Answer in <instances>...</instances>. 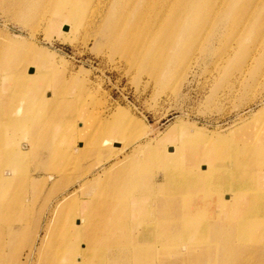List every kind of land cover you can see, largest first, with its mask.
I'll list each match as a JSON object with an SVG mask.
<instances>
[{
	"label": "bare ground",
	"instance_id": "bare-ground-1",
	"mask_svg": "<svg viewBox=\"0 0 264 264\" xmlns=\"http://www.w3.org/2000/svg\"><path fill=\"white\" fill-rule=\"evenodd\" d=\"M0 10L21 22L34 16L70 31L88 19L100 27L107 42L119 44L130 62L155 79L167 70V56L191 58L195 50L219 43L222 46L214 50L220 48V58L229 62L235 47L250 36L252 43L243 52L240 47L236 66L241 72L255 60L263 68L264 0H0ZM20 51L14 43H0V264H63L70 249L78 254V264H86L97 250L109 255V264H264V122L256 124L259 118H251L209 137L215 146L186 148L184 165L176 158L167 163L162 178H147L157 198L142 189L150 163L135 159L137 147L128 166L77 179L78 189L90 191L82 199L62 187L53 172H64V159L87 153L85 144L76 145L72 139L91 132L84 126L76 132L69 119H53L54 94L35 60ZM123 119L119 108L96 139L92 135L90 140L104 148L103 159L111 141L121 145L117 126ZM118 152H124L122 145ZM110 175L107 187L119 189L121 204L117 199L102 201L96 194L102 185L106 189ZM48 185L46 232L36 247L37 237L28 238L25 222L29 202L34 205L35 194ZM156 202L158 218L153 211ZM126 203L125 209L117 208ZM74 204L82 210L72 213ZM69 217L80 220L72 226L74 231L64 228ZM155 224L166 241L159 247L157 263L149 241ZM137 225L145 227L149 239L135 241L138 235L130 231ZM82 227L88 230L83 257L77 245ZM29 240L21 263L19 250Z\"/></svg>",
	"mask_w": 264,
	"mask_h": 264
},
{
	"label": "rangeland",
	"instance_id": "rangeland-1",
	"mask_svg": "<svg viewBox=\"0 0 264 264\" xmlns=\"http://www.w3.org/2000/svg\"><path fill=\"white\" fill-rule=\"evenodd\" d=\"M36 18L33 16L25 23L0 10V43H14L22 54L35 60L34 65L39 66L48 90L54 94L51 98L55 99V121L66 122L69 119L67 123L75 131L84 126L86 131L91 132L72 139L76 145L85 144L87 153L82 151L78 158L64 159V172H53L56 181L59 180V184L63 182L62 187L73 194L78 193L82 199L88 198L90 191L78 189L77 179L91 177L94 171L110 174L128 166L134 148L138 147L135 159L150 163L145 168L146 180L156 181L165 175L168 162L179 158L181 165H184L186 148L196 144L215 146L216 141L213 138L209 142V137H216L251 118H259L256 124L264 122V61L263 68L257 67V62L253 60L241 72L236 66L241 52L251 45L253 36L247 37L238 48L235 47L229 62L225 56L220 58V48L214 50L222 46L219 43L213 45L215 48L195 50L191 58L167 56V70L160 79H155L149 71L130 62L119 44L107 42L100 35V27L92 26L88 19L82 20L81 26L70 31L68 27L64 30L50 27ZM119 108L124 110V119L117 126V140L124 147V152H118L121 145L111 141L108 157L103 159L104 148L90 139L92 135L96 139L104 123L110 122ZM186 136L189 140H186ZM89 141L91 143L88 144ZM82 157L83 160H79ZM111 176L105 182L106 189L102 185L96 194L102 201L117 199L121 204L123 197L119 189L112 191L107 187ZM68 177L73 179L72 182L65 181ZM148 180L142 189L157 198L158 192L150 187ZM49 189V185L44 186L40 194L33 195L34 205L29 202L26 234L28 238L36 235V247L46 232L43 219L51 198ZM126 206L127 203L117 208L125 209ZM81 210L77 204L71 208L72 213ZM153 211L154 217L158 218L157 202ZM79 223L80 220L75 217L65 218L64 228L69 226L72 229ZM156 225L150 227V239L145 236L143 225L134 226L130 234L138 235L135 241L149 239L150 248L156 252L157 263L159 247L164 243L166 245V241L160 238ZM87 233L88 230L82 227L77 240L82 257L86 254L84 248L88 240L83 237ZM51 237L46 239L47 244ZM30 240L19 250L21 263L26 260ZM75 252L70 249L67 257L61 259L62 263L78 264V254ZM109 263V255L104 257L97 250L86 264Z\"/></svg>",
	"mask_w": 264,
	"mask_h": 264
}]
</instances>
